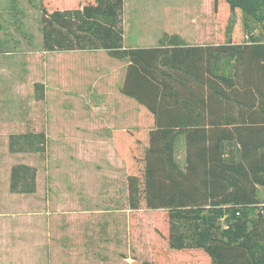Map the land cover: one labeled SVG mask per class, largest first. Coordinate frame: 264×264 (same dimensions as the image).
Wrapping results in <instances>:
<instances>
[{"label":"trees","instance_id":"16d2710c","mask_svg":"<svg viewBox=\"0 0 264 264\" xmlns=\"http://www.w3.org/2000/svg\"><path fill=\"white\" fill-rule=\"evenodd\" d=\"M83 1L80 8L43 13L42 47L102 51L105 62L127 63L119 91L138 104L139 127L114 136L128 159L139 151L152 156L150 208L167 212V230L156 242L166 243L170 258L193 251L194 264H264V202L258 198L264 188V42L246 36L243 43L218 44L209 35L211 42L184 45L173 36L167 46L132 50L123 47V0ZM219 1L264 21V0H213L215 15ZM178 137L183 166L175 156ZM21 169L27 168H12L10 190L33 193ZM140 188L138 176H129L132 211L140 209ZM256 207L262 212L254 214Z\"/></svg>","mask_w":264,"mask_h":264},{"label":"rangeland","instance_id":"374dc122","mask_svg":"<svg viewBox=\"0 0 264 264\" xmlns=\"http://www.w3.org/2000/svg\"><path fill=\"white\" fill-rule=\"evenodd\" d=\"M83 3V0L4 2L0 5V34L38 38L42 35L44 12L76 9ZM122 8L123 38L129 45L167 46L173 36H177L180 43L183 39L189 44L211 42L212 38L218 44L243 43L248 41L246 36L264 42V21L246 19L240 11L221 6V1L218 15L214 14L213 0H123ZM202 26H207L206 38L202 40L198 37L196 43L194 32L197 28L201 31ZM209 35L211 39L207 38ZM136 38L139 39L137 44L133 42ZM13 45L16 44L9 42V46ZM52 55L53 59L49 58V54L41 55L35 64L47 62L48 76L53 74V85L58 89L48 95L46 106L34 104L30 90L22 92L14 89L16 82L22 78L16 62L11 63L14 65L11 74L5 76L11 84L10 98L0 106V112L4 110L7 113L11 133L35 130L36 112L39 113L38 118L46 112L58 127V138L49 143L46 157L47 161L53 157L51 163L57 169L52 170L54 182L51 180L49 185L43 174L42 179L45 180L38 195H10L11 234L21 239V235L19 238L17 236V230L22 227L25 231L35 228V234L39 229L37 234L41 241L36 245L41 243V252L46 250V258L43 253L44 259L40 257L38 264H50V254L53 260L51 264H194L196 256L193 251L173 252L170 258L166 243L156 242L155 237L167 230V212L150 208L152 202L149 197L153 192L150 184L152 171H148L151 154L139 151L131 161L121 153L115 131H112L117 127L126 132L136 131L139 127L138 107H133V121L124 123L116 111V98L108 100L100 95L106 92L103 90L106 79H98L96 67L89 61L101 65L102 56L99 59L90 58L92 55H89V61H78L76 57H66L63 53ZM43 56H46L45 60ZM12 57L17 58L16 55ZM103 63L112 64L105 62V59ZM121 65L122 62L115 61L109 66L114 71L112 89L118 82ZM99 68L97 70L101 72ZM31 76L37 81L41 78L38 73ZM67 78L74 79L73 83H69L70 87ZM48 82L51 83L50 80ZM74 91L84 97L82 103L81 99H73ZM82 116L90 122L89 126L86 120H78ZM103 119L111 121L113 127L105 126ZM41 124L44 127V123ZM81 126L88 128L81 129ZM139 140H144L142 134ZM184 150L183 137H178L175 156L181 166L184 163ZM33 158L11 156L8 167L10 169L19 163L33 164ZM129 176H138L143 192L137 211L130 210L128 206ZM258 198L264 202L262 186L258 188ZM261 210L262 207H256L253 212L258 214ZM15 238L11 239V243L19 250L12 248L9 260L0 264H33L34 261H30L25 252L29 247L21 250V243ZM49 246L51 252L47 249ZM34 249L29 248L31 257L35 255Z\"/></svg>","mask_w":264,"mask_h":264},{"label":"crops","instance_id":"0c3cea01","mask_svg":"<svg viewBox=\"0 0 264 264\" xmlns=\"http://www.w3.org/2000/svg\"><path fill=\"white\" fill-rule=\"evenodd\" d=\"M4 2H10V0H0V5L4 4ZM203 27V26H202ZM200 29V28H199ZM194 32L193 39L196 42L197 38L200 36L199 35V30ZM137 40L139 39H134L133 42L137 44ZM183 42L181 44H186V45H197V44H189L183 39H181ZM9 42L14 43L16 45L9 46ZM197 43V42H196ZM123 47L124 48H152L156 47L154 45H150L149 47L145 46H139V45H129L126 42L125 37L123 38ZM96 54V57H90V58H99L100 55L103 54L104 52L98 51V52H68L64 53L65 55H70L73 56L74 58L76 57L77 60L79 61L80 58L84 59L85 55L89 56L92 54ZM49 54V58H52V54H55V52H46L43 50L42 47V35L38 36H19V37H8L5 35L0 34V106H3V104H6V102L9 100L10 96V90H11V84L8 81V77L11 74V70L14 69V65H11L12 62H16L17 67H18V74L22 76L21 80L16 82L17 84L14 85V89L16 91H22L23 90H30L32 94V102L34 104L38 105H45L46 102L48 101V95L51 94L54 91H58L56 87H54L53 83V74L50 73V76H48V73L46 71V66L48 65L47 62H39L38 65L36 64V60L40 59L41 55H47ZM58 54V53H56ZM17 56L16 59L12 56ZM11 56V58L9 57ZM100 56V57H99ZM43 59H46V56H43ZM103 57H101V65L100 64H94L95 62L88 61L95 65L96 69V74L98 75V79L100 81H105L106 79V85H103V90L106 92L103 94H100L104 97V99L112 100V98H116L115 104H117L116 111L119 114L121 120L125 123L127 121L131 122L132 120V113H133V107H138V104L134 102L132 99L127 98L123 95H121L119 88L121 87L123 76H124V71L125 67L127 65L126 62H122L123 65L118 69V73L120 74L118 82L115 84L114 88L112 89V84H113V78H114V71L110 68L106 69L107 71H101L98 72V67L100 66L99 69H104L105 64L103 63ZM119 62V61H116ZM115 63L112 62V64ZM120 63V62H119ZM54 66V62L52 63ZM67 67L66 66V72H67ZM35 73L41 76V78L37 81V79L33 78L31 75ZM68 76V73H67ZM74 77V76H73ZM50 80L51 83L48 82ZM73 78L68 79L67 78V85L72 82L73 83ZM53 81V82H52ZM96 82V77L95 80ZM98 81V80H97ZM94 82V86L95 85ZM76 87V85H75ZM80 93H77L74 91L73 94V99L78 100L81 99V102L83 101L84 97L82 95H79ZM113 95L115 97H113ZM68 98V97H67ZM71 99V98H68ZM86 99V97H85ZM72 100V99H71ZM107 101V100H106ZM139 109V108H138ZM0 112V262H3L4 260H9L10 256V250H19L18 248L14 247V244L11 243V239H14V233L11 234L10 231V195H18V196H36L38 193L41 191V186L44 182L45 179L43 178V174L46 175V181L51 183V180L54 182V178L52 176V170L56 171L55 168L52 166L53 164L51 163V160L47 161V153H48V145L52 140H55L58 138V127L56 126L55 120L52 123L50 118L47 116L46 112L45 115L42 117H39V113H35V127L36 129L33 131H25V132H13L11 133L10 130V120L7 117V113ZM78 120H86L89 126V121L82 116V118ZM77 120V121H78ZM103 123L105 126H108L110 128L113 127L111 121H106L103 119ZM44 123V127H42L41 123ZM122 122V123H123ZM135 122V121H134ZM39 126V127H38ZM88 126H81V129H85ZM119 127L117 129L112 130L116 131L119 130ZM80 135V134H79ZM28 140L26 143L23 142V140ZM31 146V148H27ZM41 148H43V151H41ZM14 155H19V156H33V164H26V163H19V164H14L13 167L17 166H24L27 169H21L20 173L24 174L25 176L29 177H20V179H24V182L29 184L34 185V192L33 193H24V194H19V193H12L10 190L11 186V167L9 169L8 161L11 158V156ZM42 155H45V157H42ZM6 161V164H5ZM44 162V163H43ZM19 179V182H20ZM23 182V180L21 181ZM21 182L19 184H21ZM5 187V189H4ZM128 191V190H127ZM38 197V196H37ZM40 199V198H39ZM128 200V199H127ZM129 206V205H128ZM35 234V228H27L25 229L22 227L21 230H17V236L18 238L21 235V239H17L21 243V247L23 251L27 248H35L34 253L35 255L31 257L29 255L28 250H26V256L30 261H34L33 264H38V261H40V257L43 258V253H45V258H46V250H43L41 252V248L43 246H40L41 243H38L36 245V242H40L41 238L39 236V229L36 230ZM40 234L41 230H40ZM12 235V238H11ZM26 240V241H25ZM16 241V240H15ZM34 244H33V243ZM37 246V248H36ZM49 252H51V247L49 246L47 248ZM38 257V259H37ZM44 259V258H43ZM49 262L51 264L52 257L51 254L49 255ZM6 262V261H5ZM7 263V262H6Z\"/></svg>","mask_w":264,"mask_h":264}]
</instances>
